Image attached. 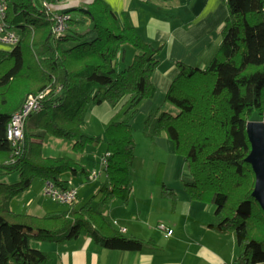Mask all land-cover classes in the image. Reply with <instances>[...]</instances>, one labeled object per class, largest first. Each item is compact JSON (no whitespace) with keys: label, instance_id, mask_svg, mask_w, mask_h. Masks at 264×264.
Returning <instances> with one entry per match:
<instances>
[{"label":"trees","instance_id":"16d2710c","mask_svg":"<svg viewBox=\"0 0 264 264\" xmlns=\"http://www.w3.org/2000/svg\"><path fill=\"white\" fill-rule=\"evenodd\" d=\"M60 1L7 0L6 21L20 39L0 52V169L17 172L20 178L0 181V264H50V252L34 247L31 239L62 242L83 233L99 246L133 251L148 243L127 235L89 203L42 215L18 212L9 205L35 176L60 189L69 187L61 177L65 171L91 181L96 175L97 181L99 173L74 158L42 155L44 135L75 137L78 148L97 142L81 129L92 104L104 100L115 104L127 96L134 113L156 91L152 72L159 47L145 41L104 0L53 9L51 5ZM224 1L228 14L213 58L205 67L176 61L179 72L164 97L175 111L162 110L150 117L153 133L163 131L185 158L189 175L182 182L190 198L210 197L214 203L210 226L233 230L238 262L257 264L264 262V210L253 195L256 176L247 160L251 150L247 124L264 122V0ZM62 12L69 15L67 27L55 31L56 14ZM126 44L138 52L133 61L119 66ZM40 92L42 107L29 113L22 140L11 145L6 125L12 113L29 94ZM104 140L101 164L107 178L91 199H126L135 148L129 119L112 120ZM162 187L163 196L174 197L170 187Z\"/></svg>","mask_w":264,"mask_h":264},{"label":"crops","instance_id":"0c3cea01","mask_svg":"<svg viewBox=\"0 0 264 264\" xmlns=\"http://www.w3.org/2000/svg\"><path fill=\"white\" fill-rule=\"evenodd\" d=\"M91 1L62 0L51 6L55 10L62 11ZM104 1L122 20L133 25L145 41L153 46L160 44L159 54L157 53L156 56L157 62L152 72V82L156 91L153 97L142 100L141 112H147L149 115L151 109H154L152 110L155 113L153 115L162 110L174 112L175 108L164 97L170 83L179 72L176 61L197 67H205L209 64L219 47L222 26L228 14L225 1ZM165 7L168 9L167 14L165 12L163 14H151L152 9L164 11ZM141 12L147 13L143 19ZM156 12L159 13V11ZM141 26L143 34L139 30ZM130 45L126 44L122 47L118 56L119 66L129 63L127 62V52ZM5 47L6 45L0 43V52ZM131 49H133L131 56L134 58L135 55L133 56V54L137 53V49L135 47ZM106 114L107 111L105 110L103 116ZM107 118L109 116H106L104 122L107 121ZM149 119L152 122L149 131L145 134L146 138L149 139L148 152H150L153 144L157 147L162 146V150L169 159L167 177L162 171L156 176L152 184L156 195H158L160 193L159 187L162 184L173 189L170 180L182 181L183 177L189 175V171L184 156L176 153L173 140L163 131L154 134L152 128L154 119L150 116ZM66 173L72 175H79L80 173L73 174L70 171L61 173V177L67 180L66 185L73 186L71 183L68 184L69 178L64 177ZM81 176L83 177V175ZM180 188L182 190V184ZM89 190L91 188L86 191L89 193ZM43 194L52 197L46 195L44 191ZM12 198L9 202L11 209L22 212L17 201L15 206L11 205ZM118 200L117 198H108L105 202L110 201V204H118L116 203ZM198 201L191 199L184 192L180 203L176 205H101V212L106 218H111V222L115 226L122 229L127 235L148 242L143 249L138 251L99 246L90 236L83 233L62 242L36 240L47 244L46 250L43 249L45 251H48L47 247L52 245V249L48 251L52 255L50 264H240L237 260L239 248L234 231H219L210 226V222L214 218L215 206L198 204L196 203ZM70 208L72 207L67 209ZM27 211L25 212L30 213L29 210ZM35 211L41 210L35 206L33 213L37 214ZM57 211L59 210H52L51 212ZM159 222H164L168 227H171L173 229L172 234L167 235L165 231L160 229L158 227ZM31 244L36 246L38 243L31 240ZM9 264L16 263L10 261ZM257 264H264V262Z\"/></svg>","mask_w":264,"mask_h":264},{"label":"rangeland","instance_id":"374dc122","mask_svg":"<svg viewBox=\"0 0 264 264\" xmlns=\"http://www.w3.org/2000/svg\"><path fill=\"white\" fill-rule=\"evenodd\" d=\"M156 12L153 9L151 10V14H163L164 12H168L167 7ZM161 11V12H160ZM146 12H141V18L143 19L146 15ZM167 14V13H166ZM140 32H143L142 26L139 28ZM142 37V35L140 34ZM143 38V37H142ZM155 47L160 48L159 45H154ZM130 48L127 52V62L133 61L132 51L134 48L132 45L128 46ZM138 52V50H137ZM136 53V52H135ZM159 54V53H158ZM135 54H133L134 56ZM141 101L134 113L130 112L128 97L124 96L118 103H110L106 100L92 104L89 109L84 114V122L82 124L83 133L93 136L98 139L97 142H87L81 148L74 147V142L76 141L75 137H67V136H57L50 132H47L40 145V153L44 156H62V157H70L74 158L76 161L84 165L90 171L101 172L98 181L93 182L85 175L83 177L79 175H72L69 173L64 174L65 178H69L68 184L70 183L78 189V195L76 200L72 202H61L52 197L45 196L43 194V185L44 181L40 176H35L29 186V188L20 190L15 197H13L11 205H16L15 202L19 203V208L22 212L30 213L34 212L35 206L39 208L41 211L35 213L42 215L45 213H52V210H59V212L75 206L79 207L81 205H85L86 203L93 205L97 209H102L101 205H111L110 201H98L95 199H91L92 195L98 190L100 186H102L106 181V171L103 169L101 164L102 157L106 151V143L104 140V133L106 126L112 121V119L119 120L121 118L129 119V122L133 127V134L135 139V148H134V160L129 168L130 174V182H131V191L126 199H119L118 204L112 205H176L179 204L182 196L188 194L187 189L184 187L182 181H178L177 179L170 180L172 183V187L176 189L172 190L174 193V197L163 196V187L160 186V193L156 195L155 190L152 187L153 182L156 179V176L160 174V172H165V177H167L169 173V159H167V155L162 150V146L152 145L150 152H148L149 139L146 138L147 132L149 131V126L151 125V120L149 116L155 114L154 109H151L150 115L149 113L141 112L142 104ZM172 104V103H171ZM108 107V108H107ZM158 109V108H157ZM107 111V114L103 116V113ZM151 115V116H152ZM107 118V121L104 120ZM111 116V117H110ZM113 116V117H112ZM149 120V121H148ZM20 176L17 172H9L5 173L0 169V181L12 183L16 180H19ZM182 184V190H181ZM88 185V186H86ZM171 186V185H169ZM88 188L91 190L88 191ZM181 190V193H180ZM162 197V198H161ZM116 201V200H115ZM200 201V202H199ZM198 204L202 205H214L210 197H206L205 199H200ZM31 203V205H28ZM15 209V207H13ZM30 208V209H29ZM55 208V209H54ZM101 211V210H100ZM118 211H120L118 209ZM110 221L111 218H109ZM117 227V226H116ZM119 228V227H117ZM164 231V230H163ZM34 243H38L36 246L40 249H45L47 244L37 241L36 239H31ZM54 242V241H52ZM34 246V247H36ZM52 245L47 247V250H51ZM46 250V249H45ZM15 263V262H13Z\"/></svg>","mask_w":264,"mask_h":264},{"label":"built area","instance_id":"2783aa9c","mask_svg":"<svg viewBox=\"0 0 264 264\" xmlns=\"http://www.w3.org/2000/svg\"><path fill=\"white\" fill-rule=\"evenodd\" d=\"M46 4V2H44ZM47 5V4H46ZM6 7L7 0H0V43L4 45H15L20 39L19 33L10 28L6 21ZM69 15L62 12L56 14V22L54 26L55 31H62L67 27L66 20ZM47 91V90H46ZM44 93L29 94L22 105L16 112L12 113L6 125V137L11 145L17 146L23 138V127L26 117L30 112L39 110L42 107L41 99ZM105 159L103 158V162ZM96 180V175L93 176L92 181ZM43 191L46 195L55 197L61 202H70L76 198L77 188L69 186L66 189H60L54 182L46 180L44 182ZM158 227L166 232L167 235L172 234L173 229L168 227L164 222H159Z\"/></svg>","mask_w":264,"mask_h":264},{"label":"water","instance_id":"95a60500","mask_svg":"<svg viewBox=\"0 0 264 264\" xmlns=\"http://www.w3.org/2000/svg\"><path fill=\"white\" fill-rule=\"evenodd\" d=\"M247 132L251 143L247 160L251 162L256 176L253 195L264 210V122H248Z\"/></svg>","mask_w":264,"mask_h":264}]
</instances>
